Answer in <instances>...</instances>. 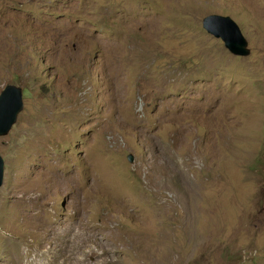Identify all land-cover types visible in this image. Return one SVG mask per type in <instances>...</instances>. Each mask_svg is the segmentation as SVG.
<instances>
[{
    "label": "rangeland",
    "instance_id": "374dc122",
    "mask_svg": "<svg viewBox=\"0 0 264 264\" xmlns=\"http://www.w3.org/2000/svg\"><path fill=\"white\" fill-rule=\"evenodd\" d=\"M7 82L0 264H264V0H0Z\"/></svg>",
    "mask_w": 264,
    "mask_h": 264
},
{
    "label": "water",
    "instance_id": "95a60500",
    "mask_svg": "<svg viewBox=\"0 0 264 264\" xmlns=\"http://www.w3.org/2000/svg\"><path fill=\"white\" fill-rule=\"evenodd\" d=\"M204 30L222 41L224 48L234 56L250 53L247 39L230 15L209 14L202 18ZM24 106L22 88L14 83H4L0 88V136L7 135L16 123ZM128 160L132 161L131 155ZM4 177V160L0 155V186Z\"/></svg>",
    "mask_w": 264,
    "mask_h": 264
},
{
    "label": "clouds",
    "instance_id": "9594fccd",
    "mask_svg": "<svg viewBox=\"0 0 264 264\" xmlns=\"http://www.w3.org/2000/svg\"><path fill=\"white\" fill-rule=\"evenodd\" d=\"M231 17V16H230Z\"/></svg>",
    "mask_w": 264,
    "mask_h": 264
}]
</instances>
